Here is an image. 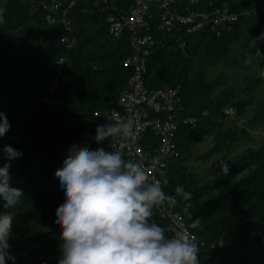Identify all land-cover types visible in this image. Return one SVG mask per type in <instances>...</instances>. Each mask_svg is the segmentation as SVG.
<instances>
[{
	"label": "trees",
	"instance_id": "obj_1",
	"mask_svg": "<svg viewBox=\"0 0 264 264\" xmlns=\"http://www.w3.org/2000/svg\"><path fill=\"white\" fill-rule=\"evenodd\" d=\"M27 1L8 0L0 4V16L3 17V23H0V112L7 116L11 125L6 135L0 137V150L11 145L21 151L22 170H29L32 160L60 163L53 153L40 148L44 145V148L53 150L51 144L56 143L53 139L57 134L69 133L73 140L70 146H101L93 137L97 125L107 121L96 119L93 114L115 107L117 97L130 77V70L123 65L127 57L125 43L114 44L108 39L102 18L77 15L74 29L77 45L64 53L56 35L46 30L41 16L28 15ZM82 1L86 3L88 0ZM220 1L227 2L236 11L264 3V0ZM239 25L252 30L257 37L264 32V14L241 19L232 33L219 39L200 34L188 47V59L155 50L148 60L144 80L148 89L179 87L181 103L191 116L208 113L207 118L195 128L179 131L176 138L179 159L169 168L171 187L179 185L183 192L192 194L188 201L181 196L177 210L188 229L202 240L200 264H264V143L248 148L242 155L226 162L229 166L227 175L220 167L215 177L200 184L186 180V175L176 170L186 148L202 137L213 138L214 153L221 151L226 143L239 140L234 131L213 132L219 124L209 118L217 113L213 112L214 109L224 103L211 102L207 95L210 87L200 77L188 80L192 57L201 44L211 57L222 60ZM79 27L87 30L86 35L84 30L76 31ZM257 46H264V42ZM63 55L66 57L64 89L52 94L45 105L37 106L47 94L55 59ZM260 66L264 68V60ZM154 70L156 73L153 74ZM262 84L263 77L246 81L244 90L249 99L233 98L235 103L231 108L239 113L249 106L250 98ZM259 106L263 111L264 102ZM81 120L92 124L90 131L81 137L70 133L64 126L66 121ZM244 137L247 138L246 135ZM107 143L104 142L105 147ZM70 146L64 149L66 154ZM244 172L246 177L237 181V176ZM11 185L21 188L24 193L20 204L13 208H4L0 199V214L11 212L15 217L8 249L15 257V264H58L62 242L59 239L61 229L55 223L56 209L65 201V191L60 182L32 180L11 182ZM224 187L225 191L215 194ZM185 205H188L187 213ZM152 212V221L161 225L169 237L165 224ZM197 220L198 226L193 227ZM212 244L217 246L214 251L209 250ZM6 264H13V261L6 259Z\"/></svg>",
	"mask_w": 264,
	"mask_h": 264
},
{
	"label": "built area",
	"instance_id": "obj_2",
	"mask_svg": "<svg viewBox=\"0 0 264 264\" xmlns=\"http://www.w3.org/2000/svg\"><path fill=\"white\" fill-rule=\"evenodd\" d=\"M6 1L0 0V4ZM26 11L29 16H41L46 30L56 35L64 53L77 45L74 36L77 15L102 18L108 39L114 44L125 43L127 57L123 65L130 70V77L115 107L97 111L93 117L111 122L109 117L115 109L121 117L136 122L135 139L113 143L121 148L126 161L141 163L151 180L161 181L164 192L175 197L174 207L168 204L154 207V214L165 224L169 237L177 231L188 232L197 243L200 260L202 240L188 229L177 210L183 189L179 185L171 187L169 168L179 159L176 141L179 131L195 128L208 113L191 116L181 103L179 87L148 89L144 85L147 63L155 50L188 59V47L195 37L205 34L219 39L230 34L241 19L264 14V3L236 11L220 0H88L86 3L82 0H28ZM65 70L63 55L55 59L47 94L37 106L45 105L52 94L64 89ZM223 114L231 117L233 109L227 107ZM216 247L212 244L209 250L214 251Z\"/></svg>",
	"mask_w": 264,
	"mask_h": 264
},
{
	"label": "clouds",
	"instance_id": "obj_3",
	"mask_svg": "<svg viewBox=\"0 0 264 264\" xmlns=\"http://www.w3.org/2000/svg\"><path fill=\"white\" fill-rule=\"evenodd\" d=\"M262 42L264 32L250 41L256 57L262 56L257 46ZM252 62L251 57L246 59ZM259 75L264 77V71ZM109 120L96 127L93 139L101 146L71 145L63 166L55 170L65 191V201L56 209L62 242L58 264H199V248L188 232L181 230L168 237L152 221L153 208L174 207L175 197L164 192L161 181L151 180L141 163L126 161L113 143L135 139L136 122L121 117L115 109ZM10 127L0 112V137ZM0 151L9 162L23 155L11 145ZM221 171L228 174L226 161H221ZM11 179L10 163H5L0 167V199L6 209L20 204L24 195L21 188L11 185ZM181 195L185 201L192 196L190 192ZM184 211L188 212V205ZM14 218L11 212L0 214V264H6V259L15 264L8 251ZM192 226H198V220Z\"/></svg>",
	"mask_w": 264,
	"mask_h": 264
},
{
	"label": "rangeland",
	"instance_id": "obj_4",
	"mask_svg": "<svg viewBox=\"0 0 264 264\" xmlns=\"http://www.w3.org/2000/svg\"><path fill=\"white\" fill-rule=\"evenodd\" d=\"M247 27H250V25H247ZM83 30L85 31L84 35H86L87 30L85 28H76V31ZM254 37L252 30H245L239 25L233 32L232 41L228 44L224 59L211 57L210 53L203 48V43L192 57L188 80L193 81L200 77L210 87L207 95L210 97L211 102L224 103L219 108H215L213 112L217 113H212L213 115L209 118L210 121H216L219 124V126L213 128V132L217 134L221 131H234L239 135V140L231 144L226 143L221 151L215 153L212 152L214 147L213 138L202 137L196 142H192L186 148L182 159L176 166V170L184 173L188 181H194L197 184L208 181L216 176L217 170L221 167V161L231 162L248 148H256L264 143V110L262 111L259 106L260 103L264 102V77L263 84L250 98L251 104L249 106L242 108L239 113L235 108H232L233 115L231 117L222 114L223 109L231 107L235 103L233 98L236 100L249 99L244 90L245 82L249 79L261 77L259 73L264 71V68L260 66L264 60V46L258 47L262 56L256 57L255 52L250 47V41ZM249 57L253 60L251 64L246 63V59ZM154 73H156V70L153 71ZM261 111L263 113L258 114ZM64 126L70 130V133L74 132L81 137L90 131L92 124L86 120L66 121ZM241 133H244L249 140ZM70 136L69 133L54 135L53 140L56 143L51 144L53 150L44 148V145L43 147L40 146L41 149H46L59 158V164H49L43 160H32L29 170H22L20 166L21 157L9 162L2 155L0 156V167L5 163H10L11 182L59 181L55 177V170L63 166V161L67 156L64 149L70 146L71 141H73ZM47 144L50 145L49 142ZM246 175L247 173L244 172L238 175L236 180L238 181ZM225 190V187L221 188L215 194L222 193Z\"/></svg>",
	"mask_w": 264,
	"mask_h": 264
}]
</instances>
